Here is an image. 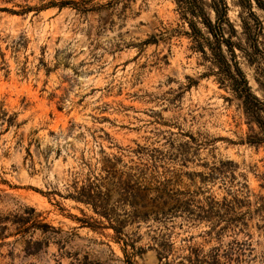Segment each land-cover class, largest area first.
I'll use <instances>...</instances> for the list:
<instances>
[{
  "label": "rangeland",
  "instance_id": "obj_1",
  "mask_svg": "<svg viewBox=\"0 0 264 264\" xmlns=\"http://www.w3.org/2000/svg\"><path fill=\"white\" fill-rule=\"evenodd\" d=\"M64 1L74 4H48ZM225 1L224 35L264 99V12ZM170 29L180 34L145 42ZM185 30L174 0H0V264H264L263 214L247 203L264 193V153L243 143L237 100ZM111 155L123 171L147 163L172 196L165 213L123 228L133 247L68 196L98 175L110 194L98 209L122 219L129 206L111 211L101 169Z\"/></svg>",
  "mask_w": 264,
  "mask_h": 264
},
{
  "label": "trees",
  "instance_id": "obj_2",
  "mask_svg": "<svg viewBox=\"0 0 264 264\" xmlns=\"http://www.w3.org/2000/svg\"><path fill=\"white\" fill-rule=\"evenodd\" d=\"M174 2L179 12V19L187 27V30L183 31L182 34L189 38L192 43L191 48L199 51L203 59L209 61L211 66L215 68L214 74L218 76L220 83L226 82L224 85L229 88L246 118V123L249 125V133L246 135L243 143L254 147L255 150L262 148L264 153V99L259 98L252 92L248 80L238 64L233 46L239 47V45L231 40L230 34L228 36L224 35V25L231 26L232 28L227 18L226 1L174 0ZM240 3H245L249 10L255 6L264 12V0H240ZM48 4L62 8L67 4H74V2L64 1ZM31 8L27 11L31 10ZM38 9L40 8H33L32 10ZM25 12L21 11V13ZM211 13L213 17H211ZM251 15H253L252 12ZM247 24L244 21L241 23L244 32L251 31V25ZM256 29L258 33L261 32L262 26L260 22H257ZM232 32H234L233 28ZM162 33L164 34L162 38H155V35H153L145 42L157 44L159 40L170 39L172 36L180 34L177 29L165 30ZM252 50V53L259 52L256 46ZM249 63L251 64L252 62L249 60ZM262 74L264 76V73ZM257 82L262 88L264 96V77L262 82ZM131 151L139 159L141 155L138 154L143 153V148L137 146V148ZM121 162V156L111 155L105 157L102 159L101 169L108 175L111 180V186L117 194L111 211H114L116 205L119 204H127L129 206V210L125 212V216L122 219L116 216L111 219L106 211L98 209L103 208V204L110 200L109 192L101 189L103 186L102 178L98 175H94L93 178L86 176L79 181L73 180L70 185L73 193H69L68 196L90 205L95 213L107 219L108 224L101 227L111 228L114 231L115 240L121 242L124 247H133L134 240L132 241L123 237V228L126 225L134 223H137L138 226L140 222L146 223L151 216L165 213L172 196L166 191L165 186L157 183L152 173H147L149 169L147 163L138 161L134 162L135 164L123 165L126 167V170L123 171L117 168ZM261 178L264 179V175ZM259 185L261 189H264L263 183ZM247 203L257 205L254 211L255 213H262V219L264 220V193L253 194L252 202L248 200ZM31 211H34V209L31 208ZM27 221L28 219H22L20 221L21 226ZM39 224L41 223L37 219H34V225L39 227L41 226ZM85 224L93 230L99 228V225L92 223ZM29 227H24L23 230ZM188 260H191L190 257H188Z\"/></svg>",
  "mask_w": 264,
  "mask_h": 264
}]
</instances>
